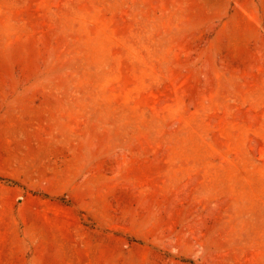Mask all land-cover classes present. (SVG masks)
Listing matches in <instances>:
<instances>
[{
  "label": "rangeland",
  "instance_id": "374dc122",
  "mask_svg": "<svg viewBox=\"0 0 264 264\" xmlns=\"http://www.w3.org/2000/svg\"><path fill=\"white\" fill-rule=\"evenodd\" d=\"M0 264H264V0H0Z\"/></svg>",
  "mask_w": 264,
  "mask_h": 264
},
{
  "label": "crops",
  "instance_id": "0c3cea01",
  "mask_svg": "<svg viewBox=\"0 0 264 264\" xmlns=\"http://www.w3.org/2000/svg\"><path fill=\"white\" fill-rule=\"evenodd\" d=\"M1 53V52H0Z\"/></svg>",
  "mask_w": 264,
  "mask_h": 264
}]
</instances>
